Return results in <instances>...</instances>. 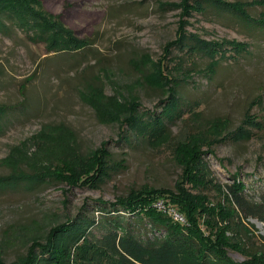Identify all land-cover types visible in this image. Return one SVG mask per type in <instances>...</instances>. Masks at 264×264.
Here are the masks:
<instances>
[{
  "label": "rangeland",
  "instance_id": "374dc122",
  "mask_svg": "<svg viewBox=\"0 0 264 264\" xmlns=\"http://www.w3.org/2000/svg\"><path fill=\"white\" fill-rule=\"evenodd\" d=\"M40 1L46 16L90 46L58 55L20 30L0 33V104L16 106L0 129V176L11 168L54 167L102 146L110 152V171L97 188L49 183L0 189L1 262L21 259L29 243L54 221L79 213L96 218L99 200L113 202L140 187L203 193L215 209L225 204L218 189L237 179L245 184L247 198L264 207V29L241 25L212 9L181 18L176 6L167 5L181 0ZM249 12L264 15V6ZM181 32L205 42H246L249 54L222 60L212 73L207 58L172 50L161 73L168 74L171 84L180 83L186 105L168 123L170 140L121 142L124 129L114 120L121 110L137 102L141 111L160 112L167 94L152 81L153 65ZM247 114L260 124L245 122ZM240 129L250 134L242 135ZM188 140L200 144L210 180L201 190L185 179L188 169L172 151ZM231 233L248 254L264 256L263 222L239 219ZM229 256L245 259L232 251Z\"/></svg>",
  "mask_w": 264,
  "mask_h": 264
},
{
  "label": "trees",
  "instance_id": "16d2710c",
  "mask_svg": "<svg viewBox=\"0 0 264 264\" xmlns=\"http://www.w3.org/2000/svg\"><path fill=\"white\" fill-rule=\"evenodd\" d=\"M167 5L176 6L181 18L203 15L212 9L241 25L264 29V15L253 17L249 12L264 6V0H181L179 4ZM11 29L25 32L27 39L44 43L48 52L58 55L85 51L90 46V42L74 36L71 30L46 16L40 0H0V33L8 34ZM185 34L179 33L153 65L152 81L163 86L167 94L160 112L141 111L137 102L121 110L114 118L124 129L119 136L121 142L137 139L151 145L170 140L168 123L179 118L186 105L179 95L180 83L171 84L168 74L161 73L163 61L172 50L207 58L208 70L214 73L222 60H237L249 54L251 46L236 40L205 42L196 35ZM15 107L0 104V129ZM102 113L109 115L108 111ZM245 122L253 126L260 124L256 116L248 114ZM240 132L250 134L243 129ZM188 141L176 143L172 151L181 166L188 169L185 179L201 190L210 180L199 156L200 144ZM109 159V150L102 146L74 161L64 160L50 168L41 164L28 171L11 168L9 174L0 176V189H34L49 183L97 188L109 175ZM245 190V184L237 179L222 186L218 191L225 204L214 209L209 207V199L203 193L140 187L113 202L99 200L96 218L79 213L54 221L43 236L29 243L21 259L9 264H264V256L248 254L229 236L239 219L252 217L264 223V207L247 198ZM227 204L231 209H224ZM229 251L245 259L236 261ZM0 264L4 263L0 261Z\"/></svg>",
  "mask_w": 264,
  "mask_h": 264
},
{
  "label": "built area",
  "instance_id": "2783aa9c",
  "mask_svg": "<svg viewBox=\"0 0 264 264\" xmlns=\"http://www.w3.org/2000/svg\"><path fill=\"white\" fill-rule=\"evenodd\" d=\"M158 206H161V203H159V204H158ZM175 218H178V216H177V215H175Z\"/></svg>",
  "mask_w": 264,
  "mask_h": 264
}]
</instances>
